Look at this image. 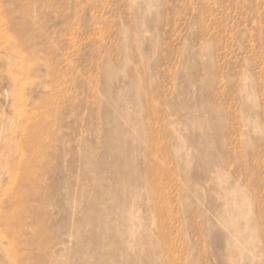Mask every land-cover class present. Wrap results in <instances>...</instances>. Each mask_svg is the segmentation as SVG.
<instances>
[{
	"label": "rangeland",
	"instance_id": "rangeland-1",
	"mask_svg": "<svg viewBox=\"0 0 264 264\" xmlns=\"http://www.w3.org/2000/svg\"><path fill=\"white\" fill-rule=\"evenodd\" d=\"M0 264H264V0H0Z\"/></svg>",
	"mask_w": 264,
	"mask_h": 264
}]
</instances>
